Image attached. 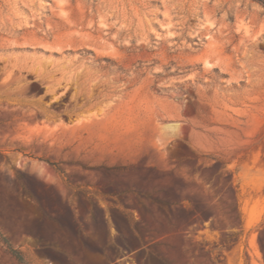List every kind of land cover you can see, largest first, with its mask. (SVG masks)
I'll list each match as a JSON object with an SVG mask.
<instances>
[{
    "label": "rangeland",
    "instance_id": "374dc122",
    "mask_svg": "<svg viewBox=\"0 0 264 264\" xmlns=\"http://www.w3.org/2000/svg\"><path fill=\"white\" fill-rule=\"evenodd\" d=\"M264 4L0 0V264H264Z\"/></svg>",
    "mask_w": 264,
    "mask_h": 264
},
{
    "label": "trees",
    "instance_id": "16d2710c",
    "mask_svg": "<svg viewBox=\"0 0 264 264\" xmlns=\"http://www.w3.org/2000/svg\"><path fill=\"white\" fill-rule=\"evenodd\" d=\"M260 2H262L264 4V0H258ZM259 242H260V245H261V249L263 251V254H264V240H263V237L262 235L259 236Z\"/></svg>",
    "mask_w": 264,
    "mask_h": 264
}]
</instances>
